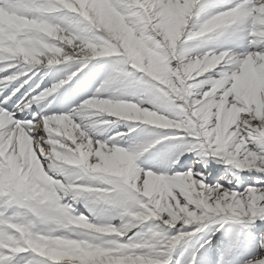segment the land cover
<instances>
[{"label":"clouds","instance_id":"1","mask_svg":"<svg viewBox=\"0 0 264 264\" xmlns=\"http://www.w3.org/2000/svg\"><path fill=\"white\" fill-rule=\"evenodd\" d=\"M0 264H264V0H0Z\"/></svg>","mask_w":264,"mask_h":264},{"label":"rangeland","instance_id":"2","mask_svg":"<svg viewBox=\"0 0 264 264\" xmlns=\"http://www.w3.org/2000/svg\"><path fill=\"white\" fill-rule=\"evenodd\" d=\"M219 241H220V236L218 235L216 239H214L212 242V250L210 255L218 257L219 255L218 249L220 248Z\"/></svg>","mask_w":264,"mask_h":264},{"label":"bare ground","instance_id":"3","mask_svg":"<svg viewBox=\"0 0 264 264\" xmlns=\"http://www.w3.org/2000/svg\"><path fill=\"white\" fill-rule=\"evenodd\" d=\"M57 258H59V257H57Z\"/></svg>","mask_w":264,"mask_h":264}]
</instances>
